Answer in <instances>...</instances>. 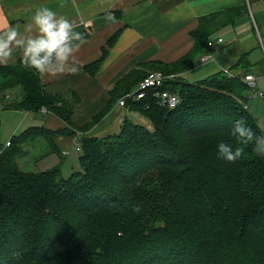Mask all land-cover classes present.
<instances>
[{
    "label": "trees",
    "instance_id": "trees-1",
    "mask_svg": "<svg viewBox=\"0 0 264 264\" xmlns=\"http://www.w3.org/2000/svg\"><path fill=\"white\" fill-rule=\"evenodd\" d=\"M243 12L245 6L199 18L190 32L192 50L152 71L167 76L192 69L195 58L210 51L215 32ZM238 68L232 77L220 71L196 83L167 80L162 90L180 97L174 109L160 108L151 92L127 101L125 109L152 129L126 118L117 133L84 134L109 112L106 107L77 130L79 169L67 177L57 169L36 173L20 167L23 161L28 166L29 140L39 137L48 148L37 160L52 151L53 132L29 128L9 141L0 154V264H264V156L251 144L235 162L217 153L220 142L241 146L231 135L241 118L264 135L246 106V55ZM0 76L2 110L44 109L70 123L78 103L73 93H46L39 74L20 61L0 67ZM9 92L14 95L7 100Z\"/></svg>",
    "mask_w": 264,
    "mask_h": 264
},
{
    "label": "crops",
    "instance_id": "crops-1",
    "mask_svg": "<svg viewBox=\"0 0 264 264\" xmlns=\"http://www.w3.org/2000/svg\"><path fill=\"white\" fill-rule=\"evenodd\" d=\"M261 2L264 0H0V31L6 30L9 25H18L23 31L35 10L47 7L68 18L75 31L89 35L85 39L87 42L75 53L79 66L77 74L55 77L39 75L46 93L56 96L73 93L77 97L78 103L74 107L70 123H65L52 113L15 110L25 114L20 126L27 122L31 128L44 127L55 134L51 143L53 151H48L45 158L38 160H45L56 151L60 152V158L66 159L78 143L81 134L77 130L106 107H109V112L84 134L102 137L113 134L111 131H119L116 130L120 127L117 122L124 112L127 118H141L143 121L139 123L146 125L141 115L120 109L117 103L122 98L123 91L134 87L141 76L151 73L155 65L167 68L192 50L190 32L197 28L199 18L232 8L246 7V12L239 13L234 24L224 26L212 36L211 39L220 38L222 41L218 49L203 50L195 58L192 69L174 73L189 80L198 70L200 75L207 76L220 72L221 69L237 74L241 72L238 68L240 56L246 55V61L251 66L248 73L256 75V78L261 77L264 61L259 59L253 42L255 35L262 37L259 23H263L264 9ZM109 16L114 17V20L108 19ZM210 53L215 62L203 65L198 63L201 57ZM99 60V68L95 70L93 64ZM18 61L20 57L17 52L7 65ZM137 87L138 85L132 91ZM118 97L121 98L113 100ZM249 102L246 106L253 116ZM8 116L15 119L18 114H3V120ZM255 119L258 120L257 117ZM258 123L260 125V120ZM261 129L264 130L262 127ZM66 130L75 134L72 132L66 136L60 135ZM37 158L35 163L38 162ZM70 168L72 171L77 170L71 164Z\"/></svg>",
    "mask_w": 264,
    "mask_h": 264
},
{
    "label": "clouds",
    "instance_id": "clouds-1",
    "mask_svg": "<svg viewBox=\"0 0 264 264\" xmlns=\"http://www.w3.org/2000/svg\"><path fill=\"white\" fill-rule=\"evenodd\" d=\"M108 19L114 20V17ZM86 42L84 35L74 30L68 18L50 8L40 7L23 31L18 25H9L0 31V65H7L18 52L22 66L39 75H75L79 72L75 53ZM231 135L241 146L220 142L217 146L219 158L235 162L243 155V146L250 144L255 154L264 156V135L257 136L243 118L232 125ZM133 210L140 211L139 207Z\"/></svg>",
    "mask_w": 264,
    "mask_h": 264
},
{
    "label": "rangeland",
    "instance_id": "rangeland-1",
    "mask_svg": "<svg viewBox=\"0 0 264 264\" xmlns=\"http://www.w3.org/2000/svg\"><path fill=\"white\" fill-rule=\"evenodd\" d=\"M261 6L264 9V2L260 3ZM252 13V11H251ZM255 13V9L253 8V13L252 15L254 16ZM259 28H260V32L262 37H260L261 40H263V45H264V20L263 23H259ZM258 34L255 35V37L253 38V42H255L256 48L257 50H255L259 56V59L264 61V48L262 49L259 46V42H258ZM163 69V68H160ZM165 70V69H163ZM167 71V70H166ZM199 71V70H198ZM198 71H196L195 75L192 77V79H187L185 78L187 81H189L190 83H196L199 82L201 80L206 79L207 75H200V73H198ZM152 72H159L157 70H154ZM151 72V73H152ZM219 72V71H218ZM215 72V73H218ZM213 73V74H215ZM259 75V73H257ZM256 76V75H255ZM257 90L259 92H261L262 94H264V70L261 74V77L257 76ZM246 97L249 99L247 102L248 105L250 106V111L253 110L254 112V117L258 118V120H260V126L264 129V100L258 98L257 96L254 97V92L250 91V90H246ZM8 95L13 96V93H9ZM17 113L18 116L15 119H12L11 117H7L5 120H3L2 116L3 114H7V113ZM20 115V116H19ZM137 116H139L138 114H135ZM25 114L24 113H20L18 111L15 110H2L0 109V146H4L5 144H7L9 141H11L13 138H17L19 137L23 132L27 131L29 128H31L30 126L27 125V122L24 123L22 126H20L22 120L24 119ZM126 113L124 112V115H122L119 118V121L117 122L120 127L124 122V119H126ZM144 119V121L146 122V125H148V129H152L151 124L148 123V121H146V119L144 117H142ZM129 120H131L132 122H134L135 124H138L139 122L142 123L143 120H141V118H135L133 119L131 116L128 117ZM142 125V124H141ZM145 125V126H146ZM120 127L116 128V130H120ZM115 132V131H114ZM111 131V133H114ZM119 132V131H117ZM115 132V133H117ZM5 135V136H4ZM45 141H43V139H39V137H37V139H35L34 141L29 140L28 143H30L29 146V150L27 155L25 156V160H28V166H25V164L27 165V163L25 161L20 162V167L21 169H23L24 171H33V172H40V171H53V169H57V170H61V173L64 177L67 176V174H69L72 169L70 168V164L73 166L74 169H79L78 167V163H79V157L80 155L76 152L75 147L74 149H72L69 152V156L66 159H62L59 157V155L54 152L52 154H50L47 159L45 160H38V162L35 163V159L38 156V154L40 153H44L48 150V148L43 147V144ZM27 149V148H26ZM53 151V150H52ZM51 151V152H52ZM29 159H31V161H29Z\"/></svg>",
    "mask_w": 264,
    "mask_h": 264
},
{
    "label": "built area",
    "instance_id": "built-area-1",
    "mask_svg": "<svg viewBox=\"0 0 264 264\" xmlns=\"http://www.w3.org/2000/svg\"><path fill=\"white\" fill-rule=\"evenodd\" d=\"M259 46L263 49V41L259 38ZM222 43L220 38H215L211 39L207 43V48L210 50H216L218 49L217 47ZM214 61L213 55L210 53L206 56H203L199 59L198 63L199 64H206L207 62ZM221 72L228 77H232L233 74L231 72H228L227 70L221 69ZM182 77L180 75H175V74H169V75H164L161 72H152L147 75L142 79L141 82L138 83V87L136 90L128 92L124 94V96L118 101L117 106L120 109H125L126 108V103L127 101H132V102H137L140 99H143L147 97V93L151 92L156 99L158 100V105L160 108L164 110L168 109H174L180 104V97L177 93H172L169 90L165 91L162 90L164 83L167 80H174L175 78ZM256 76H253L251 74H246L245 77L243 78V82L245 83L246 87L248 90L254 92V97L258 96L262 99H264V94L261 92L257 91L256 89ZM12 96L6 95V99L9 100L11 99ZM3 106H0V109H2ZM43 114H46L44 109H41L40 111ZM10 146V142L5 144L0 148V154L8 149ZM80 144L75 145V150L76 152L80 151ZM66 155V153H64Z\"/></svg>",
    "mask_w": 264,
    "mask_h": 264
}]
</instances>
